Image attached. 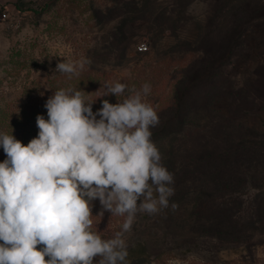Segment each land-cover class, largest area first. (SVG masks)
Here are the masks:
<instances>
[{"label": "rangeland", "instance_id": "rangeland-1", "mask_svg": "<svg viewBox=\"0 0 264 264\" xmlns=\"http://www.w3.org/2000/svg\"><path fill=\"white\" fill-rule=\"evenodd\" d=\"M132 1L0 0V106L52 96L49 84L57 73V64L64 58H87L91 63L84 69L102 80L106 74V80L113 85H126L125 93L115 96L116 100L112 98V102L122 101L145 83L151 85L144 99L159 117V124L150 131L163 157L172 143L162 135L163 121L174 104L176 85L198 56L193 51L194 40L200 34L224 35L225 28L208 26L211 18H215L216 25H228L233 23L231 14L235 11L247 15L264 13V0H142L143 11L139 14L132 12ZM146 11L150 20L143 19ZM216 11L221 15L213 17ZM252 21L218 80L223 96L230 83L234 91L241 90L239 96L246 99L243 105L248 109L238 114L242 123L264 131V16ZM165 22L171 24L166 27ZM188 42L191 44H185ZM143 44L148 50L140 53L138 48ZM194 72L196 69L191 71ZM29 86L32 91L26 89ZM202 89L191 90L189 101ZM249 95L259 100L253 104ZM30 131L0 127V132L12 134L25 146L33 139V130ZM181 137L182 134L176 139ZM179 139L173 140L176 147L181 143ZM5 156L0 147V162ZM181 191L169 198L168 208L152 215L137 214L131 231L124 234L126 264H264V223L255 232L252 246L222 247L202 234L192 217L195 197ZM245 193L241 214L244 219L251 216L258 191ZM172 203L178 205L176 210ZM92 205L93 231L102 239L121 231L122 222L114 223L107 211L97 216L103 211L98 200ZM98 260L99 257L94 264Z\"/></svg>", "mask_w": 264, "mask_h": 264}, {"label": "clouds", "instance_id": "clouds-1", "mask_svg": "<svg viewBox=\"0 0 264 264\" xmlns=\"http://www.w3.org/2000/svg\"><path fill=\"white\" fill-rule=\"evenodd\" d=\"M90 63L64 58L56 72L79 75ZM104 87L116 97L126 90ZM150 91L145 83L116 104L103 100L94 113L81 90L60 89L26 146L0 132V264H94L97 257V264H126L124 234L137 214L168 208L174 195L173 175L151 140L159 117L145 102ZM94 200L103 209L97 216L125 217L110 239L92 230Z\"/></svg>", "mask_w": 264, "mask_h": 264}, {"label": "trees", "instance_id": "trees-1", "mask_svg": "<svg viewBox=\"0 0 264 264\" xmlns=\"http://www.w3.org/2000/svg\"><path fill=\"white\" fill-rule=\"evenodd\" d=\"M132 2V12L135 10V14H139L143 11L142 0ZM256 12L247 15L235 11L231 14L234 21L228 25H216L215 18L210 19L208 26L219 30L225 28L224 35L207 37L200 34L194 40L193 51L198 56L187 66V76L184 72L176 85L174 104L163 121L162 135L172 143L182 134L181 143L177 147L171 143L170 149L161 157V164L173 175L170 186L174 188V195H180L181 189L184 192L189 190L187 194L190 192L195 197L193 221L202 234L218 241L222 247L250 246L259 225L264 223V131L242 123L238 114L248 109L243 105L246 99L239 96L241 90L234 91L230 83L223 96L218 80L223 74L222 68L234 57L252 20L264 16V13ZM144 14L143 19L150 20L147 11ZM215 15L213 17L221 15V11H216ZM168 24L171 23H163L166 27ZM194 69L196 72L191 73ZM103 77V80L96 77L90 69L71 76L57 72L49 85L52 95L60 89L81 90L85 102L91 103L95 113L102 107L103 100L116 104L111 100L115 99L114 94L105 95L104 85L112 83L106 80V74ZM31 87L26 89L32 91ZM198 87H203L202 91L189 101L191 90ZM48 98H31L25 103L20 101L0 106V127L29 133L33 130V138H36L39 131L36 117L42 115L48 119L44 107ZM249 98L253 104L259 100L250 95ZM261 103L264 109V103ZM29 123L31 128L27 129ZM249 190L258 193L250 210L251 216L244 219L241 217L242 196ZM107 215L114 219V223L115 220L121 224L124 222V217L111 216L109 212Z\"/></svg>", "mask_w": 264, "mask_h": 264}, {"label": "built area", "instance_id": "built-area-1", "mask_svg": "<svg viewBox=\"0 0 264 264\" xmlns=\"http://www.w3.org/2000/svg\"><path fill=\"white\" fill-rule=\"evenodd\" d=\"M138 49H139L140 53H144V52H146L148 50V46L143 44V45L139 46Z\"/></svg>", "mask_w": 264, "mask_h": 264}]
</instances>
